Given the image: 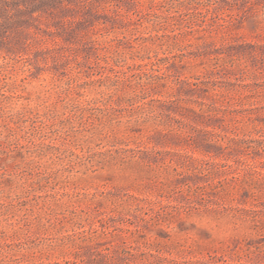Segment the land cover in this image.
I'll return each mask as SVG.
<instances>
[{
  "label": "rangeland",
  "instance_id": "1",
  "mask_svg": "<svg viewBox=\"0 0 264 264\" xmlns=\"http://www.w3.org/2000/svg\"><path fill=\"white\" fill-rule=\"evenodd\" d=\"M0 264H264V0H0Z\"/></svg>",
  "mask_w": 264,
  "mask_h": 264
}]
</instances>
